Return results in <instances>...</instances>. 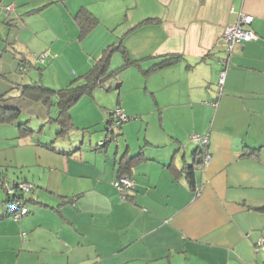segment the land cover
Listing matches in <instances>:
<instances>
[{
  "label": "crops",
  "instance_id": "obj_1",
  "mask_svg": "<svg viewBox=\"0 0 264 264\" xmlns=\"http://www.w3.org/2000/svg\"><path fill=\"white\" fill-rule=\"evenodd\" d=\"M81 9L97 19L86 33ZM240 13L258 38L234 46L221 85L223 31ZM118 43L138 61L72 105L59 146L0 122V179L35 187L18 219L0 198V264H264V0H0V95L81 84ZM117 106L130 118L97 148ZM139 151L123 192L119 161Z\"/></svg>",
  "mask_w": 264,
  "mask_h": 264
},
{
  "label": "trees",
  "instance_id": "obj_2",
  "mask_svg": "<svg viewBox=\"0 0 264 264\" xmlns=\"http://www.w3.org/2000/svg\"><path fill=\"white\" fill-rule=\"evenodd\" d=\"M78 17L79 24L83 33L88 32L97 22L96 17L86 9H81L78 12ZM120 48H122V50L126 54V61L116 68H111V54ZM178 57V55L164 57L162 60L157 62L153 68L163 66L167 63H171L177 60ZM137 61L138 59H133L129 56L127 50L124 49V46H122L121 43L111 44L105 49V53L103 54V56H101L95 62L94 66L87 73H85V81L81 84H70L66 87L54 89L45 85L41 81H37L22 85L20 93L17 95H0V122H17L23 107L29 108V104L32 103L34 107L37 106V108H35V112L39 118H42L45 121L54 120L57 122V124L59 125V129L56 132V138L65 137L70 133L71 129L74 127L71 115L69 113V109L72 107V105H74L84 93H90L97 86H104L106 81L109 80L112 76L119 74L125 67ZM55 95L58 96L56 102L54 100ZM27 102L30 103L28 104ZM53 104H57L59 106V113L56 117L51 116V114L49 113V108ZM110 112H112V110ZM110 120V117H108L106 123L110 122ZM16 124L21 129V132L23 134H30L34 132L33 128L29 126L27 121L18 122ZM121 124L122 122L117 125V128H119ZM116 135L118 137V133ZM53 141L54 140L50 141L49 143L53 144ZM110 141L111 140H106V142H104L103 144H100L98 141L96 147H103ZM196 152L198 155H200L202 153V150H197ZM142 158H145L144 152L142 151H139L138 153L133 154L131 156H123V158L119 161V176L129 175V170L132 164ZM190 174L191 172L188 170V175ZM25 181L30 182L27 180H13L6 177L5 175L1 177L0 187L4 189L6 193V198L3 203V206H5V208H3L4 211L1 215L14 217L12 215L13 212H9V210L7 209L8 207H6L8 201L12 200L14 197L20 198L22 203L27 204L28 206V201L32 200V197L28 196L27 193L33 190L35 187L33 185V187L28 190L19 188L17 183ZM6 182L10 184H16L14 185V187L16 188L15 193H9L7 191V187L4 185ZM123 188L124 189H122V191L125 192V189H128L130 187ZM125 195L127 196V194ZM256 208L259 210H264V204L256 206ZM28 210L30 211L29 206Z\"/></svg>",
  "mask_w": 264,
  "mask_h": 264
},
{
  "label": "built area",
  "instance_id": "obj_3",
  "mask_svg": "<svg viewBox=\"0 0 264 264\" xmlns=\"http://www.w3.org/2000/svg\"><path fill=\"white\" fill-rule=\"evenodd\" d=\"M11 8L12 6H8L9 10H11ZM253 18L254 17L251 14L240 13L238 19L235 22L227 25L223 31L224 45L228 54L222 58V62L225 65V67L220 70L219 83L221 85L223 84L225 79L228 57L231 54L234 46L237 43H244L246 41L258 38V34L255 32V30L249 27L250 26L249 24L253 21ZM45 56H46L45 53H42L38 55V59L43 60ZM109 117L111 120L110 122L107 123V126L105 128V136L102 140L99 141L100 144H103L104 142H106V140L118 141V137L116 135L117 133L114 130L116 129L115 127H117V125H119L121 122L126 121L130 118L127 115V113L124 111V109L120 106H117L114 110H112V112H110L109 114ZM190 137L193 142L199 144L202 147H205L208 144L207 136H203L195 133L192 134ZM203 156H204V161L208 162L210 158L209 152L203 150ZM115 183L121 189H124L123 187L133 186L132 179L127 175L120 176ZM17 184L19 188H22L24 190H28L31 187H33V183L26 181L18 182ZM4 185L7 187V191L9 193L16 192V188L14 187V185L16 184H10L6 182ZM6 207H8L7 209L9 210V212L10 211L13 212L12 215L16 219L20 218L21 216L29 212L27 204L22 203L21 199L18 197H14L12 200L8 201ZM257 247L264 249V237L260 238L257 241Z\"/></svg>",
  "mask_w": 264,
  "mask_h": 264
},
{
  "label": "rangeland",
  "instance_id": "obj_4",
  "mask_svg": "<svg viewBox=\"0 0 264 264\" xmlns=\"http://www.w3.org/2000/svg\"><path fill=\"white\" fill-rule=\"evenodd\" d=\"M119 64L120 63H117V61L115 59H113L112 63H111V67L114 68V67L118 66ZM10 77H12V75H10ZM110 85H113V82L111 80H107L105 88L109 87ZM8 86L9 87L12 86V82L11 81H10V83L8 82ZM17 89H20V88H17ZM11 92H14V88L11 90ZM27 103L29 104L30 102H27ZM35 108H37V106L34 107L32 103L29 104V108L23 107L22 112H21V114L19 116V119H18V121L16 123L22 122V121H27L29 126L31 128H33V130H34V132H32V133H33L35 139L37 137H40V138L43 139V138H45V134L47 135V134H50V133H52L53 135L54 134L56 135V132L59 129V125L57 124V122L54 121V120H51V121L49 120V121L43 122L41 120L42 118H39L36 115ZM53 108H55L57 112L53 111ZM50 109H52V116H56V114L58 113L57 107L55 105H52V107H50ZM108 117H107V119H108ZM101 135L104 138L105 130H101ZM62 139H65V138L64 137H57L56 140L53 141L52 143L56 144L57 146H59L61 144L60 140H62ZM100 139H101V137H100ZM116 141L117 140H115V142ZM3 170H6V169H3ZM8 170H9V174L10 175H13V174L21 175L22 174V173H20V170L17 169V168H12L11 167ZM28 171H30V169L29 168H25L24 173H26ZM5 195H6L5 191H3L0 188V198H4Z\"/></svg>",
  "mask_w": 264,
  "mask_h": 264
},
{
  "label": "water",
  "instance_id": "obj_5",
  "mask_svg": "<svg viewBox=\"0 0 264 264\" xmlns=\"http://www.w3.org/2000/svg\"><path fill=\"white\" fill-rule=\"evenodd\" d=\"M102 139H103V138H102ZM102 139H100V140H102ZM100 140H99V141H100Z\"/></svg>",
  "mask_w": 264,
  "mask_h": 264
}]
</instances>
